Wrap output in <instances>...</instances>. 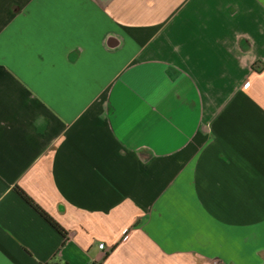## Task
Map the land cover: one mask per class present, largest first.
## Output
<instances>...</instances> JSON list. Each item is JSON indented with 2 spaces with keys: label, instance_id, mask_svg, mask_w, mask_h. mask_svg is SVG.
Returning a JSON list of instances; mask_svg holds the SVG:
<instances>
[{
  "label": "crops",
  "instance_id": "crops-1",
  "mask_svg": "<svg viewBox=\"0 0 264 264\" xmlns=\"http://www.w3.org/2000/svg\"><path fill=\"white\" fill-rule=\"evenodd\" d=\"M0 264H264V0H0Z\"/></svg>",
  "mask_w": 264,
  "mask_h": 264
},
{
  "label": "trees",
  "instance_id": "trees-1",
  "mask_svg": "<svg viewBox=\"0 0 264 264\" xmlns=\"http://www.w3.org/2000/svg\"><path fill=\"white\" fill-rule=\"evenodd\" d=\"M16 192L31 206L33 207L47 222H49L57 231L65 235V229L50 216L41 206H39L21 187L15 186Z\"/></svg>",
  "mask_w": 264,
  "mask_h": 264
},
{
  "label": "built area",
  "instance_id": "built-area-1",
  "mask_svg": "<svg viewBox=\"0 0 264 264\" xmlns=\"http://www.w3.org/2000/svg\"><path fill=\"white\" fill-rule=\"evenodd\" d=\"M97 246H98V248L102 249L104 247V243L100 242V243H98Z\"/></svg>",
  "mask_w": 264,
  "mask_h": 264
}]
</instances>
